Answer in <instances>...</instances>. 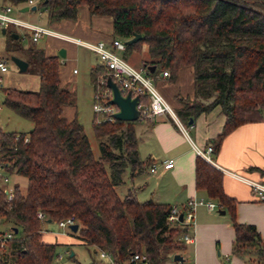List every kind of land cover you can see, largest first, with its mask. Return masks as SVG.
<instances>
[{
	"label": "trees",
	"instance_id": "16d2710c",
	"mask_svg": "<svg viewBox=\"0 0 264 264\" xmlns=\"http://www.w3.org/2000/svg\"><path fill=\"white\" fill-rule=\"evenodd\" d=\"M8 1L18 6L28 0ZM35 4L46 11L48 23L76 19L79 7L86 5L91 15L111 17L114 37L127 40L140 33L141 39L127 44L123 56L127 59L145 47L148 57L142 65L155 66L149 71L153 79L167 70L172 80L182 67H191L194 100L178 115L189 120L220 107L225 123L210 141L212 154L227 133L262 119L264 0H36ZM5 37L8 55L20 54L40 84L36 90L0 87L4 104L33 123L29 132L0 128L3 172L27 178L26 189L16 184L11 199L0 185V216L19 229L0 247V264H57V248L66 245L45 241L43 226L48 219L66 218L78 224L74 233L80 244L97 254L103 249L113 255L112 262L98 254L85 264H141L132 260L135 253L146 254L149 264H174L186 227L168 222L172 205L140 201L132 187L123 197L117 191L127 168L133 178L150 164L139 156L135 131L140 120L149 119L95 117L93 130L100 139L96 157L77 117L63 115L74 96L61 84L59 56L47 54L35 42L24 46L12 26ZM104 72L99 64L91 68L94 91ZM261 172L264 175V168ZM196 186L230 211L233 255L246 264H264V237L256 225L236 220V200L224 191L223 173L202 156L196 160ZM39 211L44 220L37 217ZM72 259L73 264H84L75 254Z\"/></svg>",
	"mask_w": 264,
	"mask_h": 264
},
{
	"label": "crops",
	"instance_id": "0c3cea01",
	"mask_svg": "<svg viewBox=\"0 0 264 264\" xmlns=\"http://www.w3.org/2000/svg\"><path fill=\"white\" fill-rule=\"evenodd\" d=\"M25 4L15 6L8 0H0V9L6 5H12L15 16L25 21L37 23L34 22L36 16L30 12L38 11V9L21 12L20 9L26 6ZM42 12L47 15L44 9ZM41 25H47L61 33L90 42L105 41L109 43L114 38L111 17L91 15L86 5L79 7L76 19H64ZM11 26L23 39L30 38L24 29ZM2 38L4 47L0 51V59H7L8 61L9 55H3L6 51V37L1 32L0 46ZM53 39L57 41V46L53 50L43 49L47 54L58 55L57 50L69 43L67 42L69 40L55 36ZM31 42L33 43L32 40ZM142 51L145 52V47ZM16 55L22 57L20 54ZM74 70L76 71L74 72ZM73 72L76 73L77 69H73ZM156 82H160L164 88V97L172 107L176 117L164 113L157 115L148 122H139L135 125L139 156L142 160L149 159L150 164L133 178L129 176L128 189L132 187L137 193V189L144 188L151 196L146 200L176 205L180 209H184L191 197H204L220 204L217 199L208 196L205 191L197 188L196 160L198 156H201L198 149L205 151L209 147L210 141L221 133L225 123V115L221 113L220 107H214L196 115L192 121L191 119L183 120L179 117L178 112L186 104H192V102L185 100L194 98V76L189 66L182 67L172 80L170 77L163 76L161 72L157 76ZM65 107L63 115L67 119H71L65 112ZM212 156L213 163H209L223 173L225 193L236 200V220L241 223L256 225L264 237V202L258 199L250 185L233 174L254 180L264 179L261 172L264 168V111L261 120L241 124L227 133L218 152ZM169 159H173L174 166L166 169L162 163ZM154 164L156 170L152 172L151 167ZM11 175L13 174H9L8 178ZM9 182L10 179L8 182L1 179L0 185L2 187L12 186L13 188L16 184L19 185L17 180L10 185ZM124 182L125 176L123 175ZM219 210H225V213H220ZM46 223L50 222L47 221ZM43 229L45 232V226ZM190 232L194 235L195 242H185L193 247V257L190 259L192 264H246L242 258L232 253L235 230L231 213L226 207H222V204H220V208L214 210H209L205 205L198 206L195 228ZM45 241L54 242V240L48 239ZM59 243L66 245V251H73L64 241ZM178 251L185 258V262L182 263L188 264L189 256L185 255L188 253L187 246H183Z\"/></svg>",
	"mask_w": 264,
	"mask_h": 264
},
{
	"label": "built area",
	"instance_id": "2783aa9c",
	"mask_svg": "<svg viewBox=\"0 0 264 264\" xmlns=\"http://www.w3.org/2000/svg\"><path fill=\"white\" fill-rule=\"evenodd\" d=\"M36 0H28L25 5L31 6L35 4ZM14 7L12 5H6L0 9V38L1 29L13 25L18 28L24 29L30 36L33 42H37L42 36L50 35L65 40L72 41L74 43L83 45L93 51L98 57V64L104 66L106 72L101 73L97 79V87L94 91L93 110L99 119H107L113 121V113L118 110L115 104H110L111 91L107 86V79L110 76L120 87L123 93L131 92L132 96L139 95L140 102L138 109L140 110V119H153L157 115L168 113L176 117L172 107L163 96V94L157 89L153 83V78L149 75V68L141 65L140 67L131 64L124 56L123 51L126 49V40L120 37H114L109 43L105 41L90 42L77 37H73L55 29L38 23H32L20 19L13 14ZM9 70L7 59H0V86L3 85V74ZM76 70H74L75 72ZM163 76H169L167 70L162 72ZM106 84V85H105ZM105 85V87H103ZM28 138H26L27 140ZM198 153L208 162L213 163L212 147H208L205 151L198 149ZM164 168L168 169L174 166L173 159L164 161ZM3 164L0 161V175L4 182H8L9 178L6 173L3 172ZM156 170V165L151 167V171ZM235 176L243 179L248 185L251 186L254 194L259 200L264 202V179L254 180L239 176L233 173ZM8 195V199L13 197V187H3ZM205 205L209 210L220 208V204L215 203L212 200H207L204 197H191L188 199L184 209H180L176 205H172L170 212L167 216V220L171 225L180 223L186 227V230L181 235V240L188 242H195L194 235L190 232L195 228L196 213L198 206ZM182 214V220L180 215ZM37 217L41 220L46 218L45 214L41 211L37 213ZM4 218L0 216V223H3ZM58 226L62 228H70L71 224H74L72 218H66L57 221ZM15 233L12 228L0 231V247L3 248L9 239L14 237ZM69 252V251H66ZM99 256L109 262L113 261V255L106 250H99ZM63 258L62 254L56 256V260L60 261ZM132 260H137L141 264H149L147 255L144 253H135L132 256ZM174 264H183L182 262L175 261Z\"/></svg>",
	"mask_w": 264,
	"mask_h": 264
},
{
	"label": "rangeland",
	"instance_id": "374dc122",
	"mask_svg": "<svg viewBox=\"0 0 264 264\" xmlns=\"http://www.w3.org/2000/svg\"><path fill=\"white\" fill-rule=\"evenodd\" d=\"M30 14L36 16L34 22L40 24H47L46 19L47 15L42 12V9L38 11H31ZM53 39V36L44 35L39 41L34 43L38 47L45 48L50 50L57 46ZM23 45L27 46L33 44L29 37L22 40ZM66 45H63L61 48H65L67 51L66 56H61L59 54V49L57 50L60 61L62 62L60 70V79L63 87L70 90L74 96V101L72 104L65 107V112L68 116L73 119L75 116L78 121L83 125L84 131L87 134L93 152L96 157L100 156L99 141L100 139L96 137L93 130V120L96 118L99 119V116L93 110L94 102V86L91 81L90 70L91 67L98 64V59L96 55L87 47L74 43L72 41H67ZM3 38L1 40L0 51L3 50ZM5 54L8 53L5 51ZM147 53L144 51L141 52H132L127 60L134 66L140 67L143 63V60L146 59ZM9 70L4 73V88L5 91L7 88H16V89H31L36 90L39 88V76L38 74L33 73L32 70H26L20 72L15 66L14 62L8 58ZM73 69H77V72L74 73ZM154 85L164 96V88L160 85V82H156V79H153ZM1 87V86H0ZM0 88V128L5 131H18V132H29L32 127V121L23 118L22 116L15 113L12 109L4 104L5 93ZM194 98H187L185 101L193 103ZM211 100V99H210ZM210 100H205L208 102ZM151 119H149L150 121ZM141 122V120H140ZM145 122V121H143ZM187 124V123H185ZM212 156V155H211ZM213 158V156H212ZM147 174V173H146ZM125 182L117 186V191L121 197H123L127 191L130 184V168H127L125 173ZM10 184H13L15 180L18 181L22 190L26 189L27 178L22 175L13 174L9 176ZM136 197L138 200L143 201L148 199L150 196L149 192L146 189L140 188L137 189ZM45 232L43 233L44 240H54V242H65L70 245L69 249L75 252V259L81 263H88L92 258H98V254L94 252L92 247H87L80 244L77 234L71 231L70 228H62L58 226L57 222L45 223ZM9 222L0 223V231L11 228ZM49 230V231H48ZM184 242V243H183ZM181 246H187L188 253L185 255L189 256L188 264H190L192 259L193 247L191 244L185 241H181ZM59 254L63 255V258L57 262V264H73L74 261L70 254L66 252L65 246H59L57 248ZM187 264V263H186ZM192 264V263H191Z\"/></svg>",
	"mask_w": 264,
	"mask_h": 264
},
{
	"label": "water",
	"instance_id": "95a60500",
	"mask_svg": "<svg viewBox=\"0 0 264 264\" xmlns=\"http://www.w3.org/2000/svg\"><path fill=\"white\" fill-rule=\"evenodd\" d=\"M37 5L33 4L31 6H24L20 9L21 12H25L28 10H36ZM2 34H6V28L1 29ZM15 37H18V34H14ZM142 35L140 33H137L132 38L127 39L125 42L126 44L134 43L138 40H140ZM59 54L61 56H65V49L61 48L59 50ZM10 59L14 62V64L18 67L20 72H24L28 69V62L17 56L12 54L10 56ZM150 71H153L155 69V66H149L148 67ZM107 86L110 88L111 91V99L109 101L110 104H115L118 107V110L113 113V117L115 119L120 120H129V121H135L140 119V110L138 109V104L140 102L139 95L132 96L131 92L128 91L127 93H123V91L120 89L119 85L109 76L107 79ZM192 121V119H191ZM190 121V122H191ZM220 213H225V210H219ZM180 220H182V214L180 215ZM48 222H51L50 219H48ZM15 234L18 233L17 227H12ZM71 231L75 232L78 229V224L74 223L70 225ZM74 255V251H71L70 256L72 257ZM174 261L179 262H185V258L180 254L176 253L173 256ZM227 264V263H225Z\"/></svg>",
	"mask_w": 264,
	"mask_h": 264
}]
</instances>
